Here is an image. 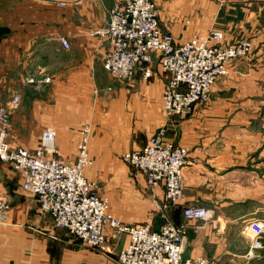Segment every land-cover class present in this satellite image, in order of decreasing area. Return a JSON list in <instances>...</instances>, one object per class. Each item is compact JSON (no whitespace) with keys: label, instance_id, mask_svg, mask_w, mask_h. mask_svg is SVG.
<instances>
[{"label":"crops","instance_id":"obj_1","mask_svg":"<svg viewBox=\"0 0 264 264\" xmlns=\"http://www.w3.org/2000/svg\"><path fill=\"white\" fill-rule=\"evenodd\" d=\"M117 1L0 0V106L9 112L12 149H36L42 132L51 129L58 157L73 162L79 132L92 126L89 150L98 165L140 150L153 126L159 128L155 119L163 109L166 75L155 62L150 84L137 74L131 95L109 86L102 67L109 45L89 34ZM152 2L162 31L179 43L215 30L226 43L248 39L252 51L229 63L208 103L170 125L166 139L189 150L179 204L157 211L154 201L162 199V188L149 192L145 177L127 167L113 181L120 188L107 191L109 212L122 224H149L154 231L166 221L184 224V259L264 264V248L252 246L255 240L264 246V18L258 10L243 12L247 0ZM29 76L50 82L37 91L26 82ZM138 133H146L144 141L135 139ZM0 198L9 204L0 220V264H115L128 242L124 234L112 239L106 227L108 250L100 252L56 227L34 195L22 189L20 175L1 161ZM186 206L205 207L213 216L207 222L185 219Z\"/></svg>","mask_w":264,"mask_h":264},{"label":"built area","instance_id":"obj_2","mask_svg":"<svg viewBox=\"0 0 264 264\" xmlns=\"http://www.w3.org/2000/svg\"><path fill=\"white\" fill-rule=\"evenodd\" d=\"M89 34L108 43L102 67L116 80L130 81L137 74L149 80L157 63L167 77L162 92L167 117L189 116L198 105L207 103L214 83L227 75L229 63L248 57L252 50L244 39L225 43L223 32L215 30L179 43L162 31L151 0L117 1L103 23ZM60 42L69 47L66 39ZM49 82L44 76L27 78L37 91ZM18 101L14 96L12 103ZM8 124V111L0 106V161L20 175L22 189L34 195L56 227L100 252L108 250L106 227L114 237L127 235L128 242L116 255L115 264H219L207 258H183L186 230L182 225L165 223L154 231L148 224H122L109 213L107 199L97 195V184L84 175L92 165L88 127L80 132L75 163L69 164L58 158L51 129L42 132L36 149H12L6 142ZM188 154L186 147L165 143L160 131L140 150L125 152L122 161L144 175L149 190L162 187L165 199L173 203L182 196V171ZM8 208L0 199V220ZM182 214L185 219L202 221L211 216L202 206H186ZM252 246L261 247L258 240Z\"/></svg>","mask_w":264,"mask_h":264},{"label":"rangeland","instance_id":"obj_3","mask_svg":"<svg viewBox=\"0 0 264 264\" xmlns=\"http://www.w3.org/2000/svg\"><path fill=\"white\" fill-rule=\"evenodd\" d=\"M152 1V0H151ZM197 1V0H196ZM202 1V0H201ZM215 2H217V4H218V2H219V0H214ZM248 2L246 3V6H242V10H244L243 12L245 13H247V12H249V11H254V10H258L259 12H260V16L262 17V18H264V0H247ZM153 3V2H152ZM60 5L62 6V5H64V3H60ZM153 5H154V3H153ZM154 7L156 8V6L154 5ZM201 10H202V8H201ZM156 11H157V9H156ZM240 13H242V11H241V8H240V10H239V14ZM157 14H158V11H157ZM243 14V13H242ZM158 19H159V15H158ZM242 39H244V40H247V41H249L248 39H246V38H240V39H237V40H235V41H238V40H242ZM235 41H233V42H235ZM232 42V43H233ZM250 42V41H249ZM225 43H226V41H225ZM228 44H230V43H228ZM252 51V50H251ZM251 55V54H250ZM249 57V56H248ZM245 58H247V57H245ZM107 73V72H106ZM108 74V73H107ZM108 76V79H106V80H108L107 81V84L109 85V86H112L113 88L114 87H116L117 89H119V88H124V89H126V94L127 95H131L132 94V91L134 90V89H137V87H134V85L136 84V83H134V79H135V77L133 78V79H131L130 81H122V80H116V79H114L110 74H108L107 75ZM30 77V76H29ZM29 77H27V78H29ZM150 80V79H149ZM149 80H145V83H146V85H149L150 83H148V81ZM26 82H27V79H26ZM151 82H153V80L151 81ZM108 89H109V87L106 89L107 91H108ZM164 89V88H163ZM113 93V92H112ZM211 95V94H210ZM210 98V97H209ZM209 101V100H208ZM208 103V102H207ZM206 103H204V104H201V105H205ZM198 106H200V105H198ZM197 106V107H198ZM5 108V107H4ZM7 111H8V109H7ZM185 117H187V116H185ZM184 117V118H185ZM179 118H183V117H180V116H173V117H167L166 115H165V113H164V111H163V109L161 108L160 109V116H159V118H156L155 120H156V122H159L160 123V125H159V128L157 129V124H155V126H153L154 128H153V134L152 133H150L149 135H150V137H147L148 139H146V141L145 142H147L151 137H153V136H155L156 134H158L160 131H162L163 132V140L165 141V143H169V144H174V145H180V144H178V143H175V142H170V141H168L167 139H166V137H167V134L169 133V129H170V125L171 124H175L176 123V121L179 119ZM8 122H9V124H8V133H9V125H10V121H9V112H8ZM90 126V125H89ZM86 127V126H85ZM85 127H83V129H85ZM93 128H95V127H92V126H90V128H89V131H91L90 133H89V143H90V138H91V141H92V139L94 138V136H95V134H93L92 133V130H93ZM82 129V130H83ZM157 129V130H156ZM81 130V131H82ZM80 131V132H81ZM79 132V137H80V133ZM151 132V131H150ZM137 136L135 137V139L137 140V141H144L145 140V137L147 136L146 135V133H143V134H136ZM146 135V136H145ZM7 138H8V134H7ZM7 138H6V142H7V144L9 145V143H8V141H7ZM132 139H134V137H132ZM126 143H128L127 141H121L119 144H122V145H124V144H126ZM90 145L91 144H89L88 145V149H89V147H90ZM10 146V145H9ZM39 146V145H38ZM180 146H182V145H180ZM183 147H185V146H183ZM187 148V147H186ZM23 149V148H22ZM57 149V148H56ZM28 150V149H27ZM30 151H32V150H30ZM189 151V150H188ZM89 153H91L90 152V150H89ZM125 153V152H124ZM123 152L122 153H118L116 156H109V159H105L103 162H102V164H98V165H96V163H95V158L93 159L92 157H91V160H92V165H90L89 167H87L85 170H84V175H85V177L87 178V180H89V181H91V182H93V183H95V184H97V195L98 196H100V197H102V198H105V199H107V201H108V211L110 210V206H109V204H110V201H109V198L106 196L107 195V191L108 190H111V189H116V188H120V186H112L115 182H113V181H115V179H117V177L119 176V175H121V173H123V172H125L123 169L124 168H129L130 170H134V171H137L135 168H133V167H131V166H129V165H127V164H125L123 161H122V155L124 154ZM58 156V155H57ZM90 156H91V154H90ZM188 157H189V154H188ZM59 158V157H58ZM76 158H77V151H76V157H75V161H76ZM62 160V159H61ZM93 160H94V163H93ZM75 161H73V162H67V161H65L66 163H69V164H73V163H75ZM109 161V162H108ZM108 162V163H107ZM187 162H188V158H187ZM187 162H186V164H187ZM186 164H185V166H186ZM185 166H184V168H185ZM184 168H183V170H184ZM87 170H89V171H91L90 172V176H86V171ZM137 172H139V171H137ZM140 173V172H139ZM142 174V173H141ZM143 175V174H142ZM144 176V175H143ZM182 181H183V171H182ZM145 186H146V190H148L149 192H151V193H154V191L157 189H155V190H153V191H151V190H149L148 188H147V185H146V180H145ZM181 187H182V196H181V198L178 200V201H176V202H173V203H171V202H168L166 199H165V196H164V189L162 188V187H158V188H162V190H163V196H162V199H160V200H158V198L157 199H155V206L157 205L158 206V209H156L157 211H160L161 209H162V207H166L167 205L169 206V205H173V206H175V205H178L179 204V201L182 199V197H183V183H182V185H181ZM1 199V198H0ZM5 201V200H4ZM6 202V201H5ZM7 203V202H6ZM8 204V203H7ZM9 205V204H8ZM155 210V211H156ZM208 210V209H207ZM209 211V210H208ZM154 212V211H153ZM110 213V212H109ZM111 214V213H110ZM112 215V214H111ZM113 216V215H112ZM212 216H213V214H211V216H210V218L209 219H207V220H205V221H202V220H197V221H202V222H207V221H209L211 218H212ZM114 217V216H113ZM115 218V217H114ZM116 219V218H115ZM165 223H171V222H169V221H166ZM164 223V224H165ZM172 224H174V223H172ZM125 225H127V224H125ZM129 225H131V224H129ZM143 225V224H142ZM149 225V224H148ZM176 225H182L184 228H185V230H186V235H185V241H184V248H185V245H186V243H187V239H188V229H187V227L184 225V224H176ZM151 227V226H150ZM160 229V228H159ZM112 230V229H111ZM153 230V229H152ZM120 235H122V234H120ZM120 235H118V236H116V237H114L113 235H111L112 237V239H114V240H117L118 239V237L120 236ZM125 235V234H124ZM127 236V235H126ZM128 238V237H127ZM259 241V240H258ZM259 243H260V241H259ZM127 244V243H126ZM260 245H261V247L260 248H264V246L260 243ZM184 248H183V252H184ZM119 253V252H118ZM117 253V254H118ZM198 258H206V257H203V256H201V257H196V258H194V259H192V260H195V259H198ZM116 259V258H115ZM207 259H211V258H207ZM211 260H214V259H211ZM216 261V260H215ZM216 262H218L219 264H223V263H221V262H219V261H216Z\"/></svg>","mask_w":264,"mask_h":264}]
</instances>
